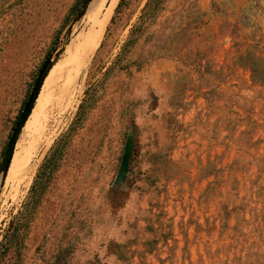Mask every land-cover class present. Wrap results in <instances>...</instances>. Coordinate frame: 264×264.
<instances>
[{"label":"rangeland","instance_id":"obj_1","mask_svg":"<svg viewBox=\"0 0 264 264\" xmlns=\"http://www.w3.org/2000/svg\"><path fill=\"white\" fill-rule=\"evenodd\" d=\"M91 1L0 0V167ZM52 88L0 264H264V0H117L74 102Z\"/></svg>","mask_w":264,"mask_h":264},{"label":"bare ground","instance_id":"obj_2","mask_svg":"<svg viewBox=\"0 0 264 264\" xmlns=\"http://www.w3.org/2000/svg\"><path fill=\"white\" fill-rule=\"evenodd\" d=\"M116 2L117 0H92L90 2L86 15L92 13L94 14L93 26H96V29L88 33H78L66 46L62 57L58 58L54 65H52V68L44 81L42 90L36 100V104L30 118L23 127L22 134H24L30 127L33 128L32 131L36 132V126L38 124L41 125L42 122L40 121L41 114L44 116L43 125H47L50 117L48 107L46 109L43 108L44 110L40 111L41 106H44L42 105V97L45 95L44 92H46V89L48 90L50 87L52 88V86H56L60 92L61 102L67 107L74 102L76 92L79 89L78 87L83 68L89 62L91 53L99 41L104 25L107 22ZM103 6L104 9L101 11ZM76 46L81 47L79 51H77ZM59 78L61 81H59ZM47 95L44 99L48 97ZM47 99L46 101H49V99ZM38 129L39 128H37V130ZM35 141L36 140H32L29 142L32 147H34L33 145L35 144ZM25 146L27 147V145ZM25 146L21 148L16 146L6 178L4 180L1 178L0 180V201H6L8 198H14L17 195L20 186L23 183H27L31 178V174L34 169V161L32 160V163L29 160V149L27 151Z\"/></svg>","mask_w":264,"mask_h":264},{"label":"water","instance_id":"obj_3","mask_svg":"<svg viewBox=\"0 0 264 264\" xmlns=\"http://www.w3.org/2000/svg\"><path fill=\"white\" fill-rule=\"evenodd\" d=\"M86 10H83L80 14L79 17H81ZM77 19H75L76 21ZM74 21V22H75ZM73 25V24H72ZM72 25L70 26V29L72 28ZM54 60L52 58H48L45 63L43 64L37 79L35 81V84L33 86V89L29 95V98L26 101V104L18 118V121L16 122V125L14 127L13 133L11 135V138L8 142L6 151H5V156L4 159L2 161L1 167H0V174H1V178L2 180H4L6 178L7 172L9 170L11 161H12V157L14 154V150H15V146L17 143V140L19 138V135L23 129V127L25 126L28 117L30 116L32 109L34 107V104L36 102V99L38 98V95L40 93V90L42 88V85L53 65Z\"/></svg>","mask_w":264,"mask_h":264},{"label":"trees","instance_id":"obj_4","mask_svg":"<svg viewBox=\"0 0 264 264\" xmlns=\"http://www.w3.org/2000/svg\"><path fill=\"white\" fill-rule=\"evenodd\" d=\"M148 5H149V3H148ZM132 32H133V30H132ZM251 67H252V72H253L254 78L260 79V73L261 72H260L259 67L255 66L254 64H252Z\"/></svg>","mask_w":264,"mask_h":264}]
</instances>
